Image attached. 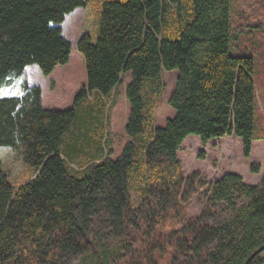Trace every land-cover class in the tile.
I'll list each match as a JSON object with an SVG mask.
<instances>
[{
	"label": "trees",
	"instance_id": "obj_1",
	"mask_svg": "<svg viewBox=\"0 0 264 264\" xmlns=\"http://www.w3.org/2000/svg\"><path fill=\"white\" fill-rule=\"evenodd\" d=\"M93 1L0 0V86L27 65L48 75L65 64L72 47L60 24ZM102 1L96 37L84 30L76 42L86 79L74 103L91 101L45 108L27 82L0 97V145H22L35 171L15 186L0 158V264H243L264 244V185L236 172L207 183L177 159L189 135L234 134L245 157L264 138V79L259 91L253 57L231 50L230 0ZM170 69L175 114L157 126ZM127 71L129 139L113 159L105 129ZM195 194L205 204L188 217ZM262 252L247 264H264Z\"/></svg>",
	"mask_w": 264,
	"mask_h": 264
},
{
	"label": "rangeland",
	"instance_id": "obj_2",
	"mask_svg": "<svg viewBox=\"0 0 264 264\" xmlns=\"http://www.w3.org/2000/svg\"><path fill=\"white\" fill-rule=\"evenodd\" d=\"M93 1L87 7H77L78 11L65 15L60 24L62 34L71 44V52L65 64L57 65L53 71L45 75L37 64H31L19 76H14L11 82L0 86V97L17 95L22 93L23 84L40 85L43 90V101L47 108L63 109L79 106L91 101L94 94L79 100L75 105L74 98L81 86L85 83L86 71L82 54L76 49V42L84 30L91 31L96 37L99 28L98 8L103 1ZM230 47L236 54L252 56L255 62L253 78L258 81L261 91L260 80L264 79V0H230ZM75 10V9H74ZM28 66V65H27ZM38 69V70H37ZM178 70H163L161 78L163 90L155 112V123L163 126L166 119L175 114V109L168 103V97L176 82ZM132 79L131 71L123 74L120 83L116 86L114 102L109 111V122L106 127L107 146L111 147V158H116L123 150L129 136L125 131V121L128 114L129 104L125 94L126 83ZM187 137L177 151V159L181 164L183 173L189 175L195 170L200 171L207 183L217 179L218 175L230 169V148L236 151L242 148L241 138L233 134L225 135L217 142L209 140L202 143L198 136ZM187 141V142H186ZM187 143V144H186ZM189 144V145H188ZM202 151L203 157H198ZM240 153V152H238ZM0 158L4 168L9 172V177L15 186L21 185L32 178L35 174L32 166L23 159V146L18 149L11 146L0 145ZM252 163V162H251ZM75 166V164H73ZM251 173V170L248 171ZM132 195L135 193L132 191ZM205 204L204 199L195 194L187 204V216L197 215Z\"/></svg>",
	"mask_w": 264,
	"mask_h": 264
},
{
	"label": "crops",
	"instance_id": "obj_3",
	"mask_svg": "<svg viewBox=\"0 0 264 264\" xmlns=\"http://www.w3.org/2000/svg\"><path fill=\"white\" fill-rule=\"evenodd\" d=\"M79 8H76L75 10H73V12L75 13L76 11H78ZM29 66L30 65L26 66V68H28ZM24 71H25V68H24ZM31 84H34V83H30V85ZM43 99L44 98H43V90H42L41 103H42L43 107L47 108ZM189 136H190V138L195 139V137H192L195 135H189ZM189 136H187V137H189ZM234 137L236 138L235 135H234ZM186 138L182 141V143L186 140ZM219 139H221V137L213 138L211 140H213L212 142H217V141H219ZM182 143L180 144V147H181ZM230 150L231 151L229 154H230L231 159H232L231 160L232 161L231 167H230V169L226 170L225 172H236V173L240 174L242 176L243 180L248 184H252V185L263 184L264 185V138L253 140L249 157L244 156L243 148H239L238 149L239 151H236V148L233 146L232 148H230ZM238 152H240V153H238ZM251 162L259 165V171L258 172H252L251 171L250 174L248 173V171L250 170ZM225 172L218 175L217 179L219 177H221ZM215 180H213L212 182H214ZM262 255H264V252H262Z\"/></svg>",
	"mask_w": 264,
	"mask_h": 264
},
{
	"label": "water",
	"instance_id": "obj_4",
	"mask_svg": "<svg viewBox=\"0 0 264 264\" xmlns=\"http://www.w3.org/2000/svg\"><path fill=\"white\" fill-rule=\"evenodd\" d=\"M264 250V244L261 245L260 247H258L255 251H253L248 257L247 259L244 261L243 264H247L249 262V260H251L256 254L260 253L261 251Z\"/></svg>",
	"mask_w": 264,
	"mask_h": 264
}]
</instances>
